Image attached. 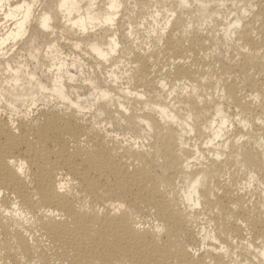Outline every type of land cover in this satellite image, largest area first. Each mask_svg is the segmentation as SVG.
Wrapping results in <instances>:
<instances>
[{
    "label": "bare ground",
    "instance_id": "1",
    "mask_svg": "<svg viewBox=\"0 0 264 264\" xmlns=\"http://www.w3.org/2000/svg\"><path fill=\"white\" fill-rule=\"evenodd\" d=\"M29 2L0 0V21L5 20L0 24V39L23 28L29 16V10L23 6ZM203 2L209 3L210 0ZM233 2L235 6L229 3L227 9L219 8L218 0L207 9L198 5L184 9L172 24L166 46L150 52L148 46L155 48V40L150 39L146 31L152 25L148 17L157 5H168L164 0H126L124 14L117 26L124 46L121 56L124 63L116 74L123 76V86L132 91L143 90L148 96L150 110H144V102L125 98L131 103L133 112V116L127 118L128 123H121L117 118L118 107L107 105L100 106L105 115L98 118V122H110L112 128L108 131L124 136L129 133L138 135L139 129L133 125L136 116L151 120L155 134L148 152L135 151L131 145L123 146L122 140L108 139L102 133L90 131L91 117L81 123L83 118L41 112L40 123L22 125L19 136L13 135L6 120H0V187L7 189L9 194L15 193L22 209L33 214L41 207H52L64 209L69 217L64 221H42L37 225L34 231L40 234L35 236L34 247L19 230H12L11 221L4 223L0 218V246L6 260L11 259L17 264L20 253L11 251L17 246L29 260L39 259L44 264H94L96 261L100 264H187L192 260L185 245H198L196 229L176 209L180 192L196 172L185 171L183 164L195 155L193 149L206 152L204 142L211 133L203 128L211 127L218 107L230 119L239 115L253 124L244 133L249 140L241 145L244 162L257 170L264 168V160L253 147L254 142L264 137V126L254 123L256 116L264 114V103L256 105L248 100V96L256 92L264 97V4L254 0L258 10L245 18L241 10L248 7L250 0ZM232 12L236 15L232 16ZM237 19L244 20L243 27L238 30L231 27ZM141 23L144 28L138 27ZM129 24L136 26V37L131 39L125 35ZM189 24L193 27L184 36L183 31ZM177 30L181 31V36L173 39L172 33ZM97 38L106 39L105 31L97 33ZM66 39L74 41L77 38L68 34ZM60 46L65 55L71 56V43ZM67 63L71 65L72 59ZM67 71L78 74L79 66L68 67ZM160 80L166 81L169 92L175 88V94L170 98L168 93H163L161 98L162 90L157 86ZM87 91L85 88L81 94L87 95ZM116 94L120 95L119 92ZM189 115L195 120L196 133L193 136L185 135L186 129L181 124L168 122L171 117L183 120ZM216 123L218 126V119ZM242 131L237 126L226 133V140H233ZM84 135L88 136L93 149L78 146ZM181 138L188 144V148L182 151L179 148ZM73 143L77 147L70 150ZM235 153L233 146L228 153L230 158L211 169L215 186L222 188L223 192L215 193L211 186L201 192L204 208L200 215L205 219L200 224L211 223L210 231L221 242L231 244L229 237L237 240L239 255L250 259L244 240L248 239L254 247H264V240H261L264 218L259 212L262 201L256 194V201L245 208L243 204L248 200L234 195V186L241 179ZM9 157L28 162L31 187L7 165ZM61 170L79 181V190L92 197L93 205L118 199L127 204L129 212L119 216H111L107 211L102 216L77 213L73 198L58 196L53 191L54 174ZM37 195L38 200L33 198ZM241 201L239 211L234 212L231 205ZM10 202L7 194L0 199L5 206ZM130 215H139L145 221L149 218L166 221L169 231L157 237L147 228L134 230ZM239 218L249 222L247 235L245 229L236 223ZM208 243L211 246V241ZM205 261L227 264L222 255L212 252L201 253L194 264H205Z\"/></svg>",
    "mask_w": 264,
    "mask_h": 264
},
{
    "label": "clouds",
    "instance_id": "2",
    "mask_svg": "<svg viewBox=\"0 0 264 264\" xmlns=\"http://www.w3.org/2000/svg\"><path fill=\"white\" fill-rule=\"evenodd\" d=\"M216 2L217 0H210L209 3H204L203 0H164L168 6L161 4L154 7L152 15L148 17L152 20V25L146 31L149 38L155 40V48L149 45L148 51L166 46L169 32L172 30L173 22L177 20L178 13L194 5L207 9L211 3ZM218 3L221 9H227L229 3L235 6L233 0H218ZM260 3L264 4V0H260ZM125 6L126 0H30L23 6L29 10V16L23 28L0 39V120H6L13 135L21 134L22 125H38L41 112H58L65 117L83 118L80 120L81 123L91 117L90 131L102 133L108 139L122 140L123 146L131 145L135 151L150 150L149 144L155 134L151 120L140 115L136 116L133 118V125L139 129L138 135L129 133L124 136L109 132L108 129L112 128L110 122H98V118L105 115L100 106L107 105L118 107L117 118L121 123H128L127 118L132 117L133 112L131 103L125 98H135L137 101L144 102V110H150L148 96L143 90L132 91L123 86V76L116 74V70L124 63L121 59L124 46L120 41L117 26L124 14ZM257 10L258 5L254 0H250L248 7L241 10V15L246 18ZM231 15L235 16L236 13L232 12ZM243 25L244 20L237 19L231 27L238 30ZM138 27L144 28V23ZM192 27L191 24L187 25L183 35L187 36ZM135 29L136 26L129 24L125 35L130 39L136 37ZM101 31H105L106 39L97 38V33ZM68 34L77 39L67 40ZM179 36H181L180 30L172 33L173 39ZM62 43L72 44L71 56L64 54L60 46ZM137 43H139L138 38ZM68 59H72L71 65H68ZM89 61L91 64L88 63ZM77 66H79L78 74L67 71L68 67L77 68ZM85 69L88 71L85 72ZM157 86L162 90L161 98L163 93H168L169 98L175 94V88L169 92V86L164 80L158 81ZM85 88L88 89L87 95L81 94ZM117 92L120 95H117ZM248 100L256 105L264 103V97L258 92L251 93ZM168 122L181 124L186 129L185 135L193 136L196 133L195 120L191 115L183 120L171 117ZM254 123L264 126V114L256 116ZM237 126L243 130L242 133L233 140H226V133L232 132ZM252 127V123L239 115L234 120L228 118L222 108L218 107L211 127L203 128V131L211 133L210 138L204 142L206 152L201 153L198 149H193L195 155L183 164L185 171H195L196 174L180 192L179 206L176 210L191 227L196 229V239L199 241L198 245H185L186 253L192 256V260L187 261V264H194L196 258L203 252L222 255L227 264H264V247H254L246 239L243 243L247 245V253L251 258H242L239 255L240 247L236 246L237 240L229 237L231 244L221 242L210 231L211 223L200 224V221L205 219L200 215L204 208V197L201 192L208 190L210 186L215 193L223 192L222 188L215 186L211 169L215 167V164L230 158L228 153L232 151L233 146L236 148L234 155L240 169L238 174L241 175V179L234 186V195L248 200L247 204H243V207L247 208L249 204L256 201V194H259L262 201L259 212L261 218H264V168L257 170L248 166L244 162V152L241 148V145L249 140L244 133ZM220 141L224 142L218 143ZM78 146L88 150L94 147L89 143L87 135L80 138ZM76 147L77 144L73 143L70 145V150ZM253 147L264 160V137L254 142ZM179 148L181 151L188 148L183 138L179 141ZM6 163L31 187V168L26 160L18 161L15 157H9ZM53 191L58 196L73 198L76 201L74 210L77 213L89 215L95 213L97 216H102L107 211L111 216H119L129 212L127 204L118 199H108L93 205L92 197L79 190V181L63 170L54 174ZM6 194L10 195L11 202L7 206L0 203V218L4 223L11 221L12 230H19L33 247L35 236L40 234L34 229L42 221L69 219L62 208L41 207L35 214L30 210H24L15 193L9 194L7 189L0 187V199ZM210 196L215 199V195L210 193ZM33 198L38 200L39 196ZM241 203L243 202L233 203L232 210L239 211ZM130 223L134 230L141 231L147 228L157 237L163 236L170 228L166 221L150 218L145 221L139 215H130ZM236 223L245 229V235H247L248 220L239 218ZM261 240H264V237H261ZM13 243H16L15 238ZM257 243L259 244L260 241L258 240ZM233 246L236 247L233 248ZM11 251L20 253L17 256V264H44V261L39 259L29 260L19 246ZM4 256L5 252L0 246V264H13L11 259L6 260ZM94 264H100V262L96 261ZM205 264H214V262L205 261Z\"/></svg>",
    "mask_w": 264,
    "mask_h": 264
},
{
    "label": "rangeland",
    "instance_id": "3",
    "mask_svg": "<svg viewBox=\"0 0 264 264\" xmlns=\"http://www.w3.org/2000/svg\"><path fill=\"white\" fill-rule=\"evenodd\" d=\"M0 18H1V16H0ZM1 20V19H0ZM5 22V20L4 19H2V21H0V24H2V23H4ZM9 23H11V22H9ZM66 50V49H65Z\"/></svg>",
    "mask_w": 264,
    "mask_h": 264
}]
</instances>
